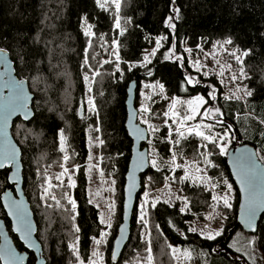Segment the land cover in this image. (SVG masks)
<instances>
[{
	"label": "trees",
	"instance_id": "trees-1",
	"mask_svg": "<svg viewBox=\"0 0 264 264\" xmlns=\"http://www.w3.org/2000/svg\"><path fill=\"white\" fill-rule=\"evenodd\" d=\"M119 15L125 29L123 35L115 28L112 4L102 9L97 0H0V48L9 52L17 77L28 82L34 95V117L29 122L16 119L12 134L22 151L24 190L47 264H78L71 247L77 238L80 259L89 262L93 238H99L105 230L99 209L90 202L85 166L89 158L88 135L97 134L98 127L104 142L101 167L105 176L116 184L114 224L102 247L105 264H149L146 259L149 246L151 264H177L171 248L191 252L190 264H252L249 241L253 238L252 250L264 257V215L255 235L237 227L240 194L226 156L200 137L180 138L171 121V139L180 141L173 148L165 139L169 136L165 121L169 123L163 113L175 97L203 96L208 101L206 108H219L223 113L217 117L223 124L214 123L220 126L219 132L230 133L232 147L250 144L257 149L259 159L264 157V0H175L174 3L173 0H122ZM168 17L173 18L174 29L168 27ZM89 25L94 33L92 37L85 35ZM228 39L232 41L231 48L249 52L243 67L250 78L243 83L252 95L245 101L224 99L225 90L219 80L193 71L185 52L187 47L196 51L199 46L209 51ZM157 40H161V46L152 60L140 65L145 55L156 47ZM115 41L121 60L117 68L113 61L103 63L110 57ZM94 70L100 72L93 84L98 115L87 113L86 108L88 87L84 77L92 79ZM187 77L198 83L188 84ZM132 80L138 83L137 106L144 85H155L158 89L151 95L150 121L160 129L152 138L159 168L150 167L143 176L138 203L147 190L160 189L168 182L187 207L183 212L182 202L173 205L159 202L150 206L141 220L137 204L129 243L119 262L113 263L111 252L122 222L123 190L132 149L125 127L127 89ZM161 84L164 95L158 92ZM213 89L215 101L209 96ZM61 130L70 157L66 166L75 173L76 186L70 188L66 180L62 185L56 184L59 187L54 185L50 191L60 201L57 205L43 190L48 174L56 175L63 168ZM205 144L207 147H203ZM170 149L181 162L188 161L203 169L219 185L216 189L220 195L228 190L225 181L234 189L232 207L217 206L216 219L222 222V234L214 240L191 231L192 224L206 222L214 208L213 192L203 183L185 180L184 170L173 171ZM205 156L216 167L208 166ZM78 165L79 169L74 170ZM9 174V169L0 171V217L11 229L1 199L7 190H14L9 184ZM69 197L76 202L74 211L68 203ZM76 227L79 232L75 231ZM11 235L19 250L26 251L12 232ZM35 262V255L29 252L28 264ZM255 264H258L256 260Z\"/></svg>",
	"mask_w": 264,
	"mask_h": 264
},
{
	"label": "snow or ice",
	"instance_id": "snow-or-ice-1",
	"mask_svg": "<svg viewBox=\"0 0 264 264\" xmlns=\"http://www.w3.org/2000/svg\"><path fill=\"white\" fill-rule=\"evenodd\" d=\"M175 0H173V3ZM97 3L99 4L100 8L106 9L109 3V0H97ZM111 4L114 5V11L116 13L115 18V28L120 30V35H123L125 29L121 26V19L119 17V12L121 10V0H111ZM174 11L177 13V17L179 18V9L176 8ZM172 17H168V27L174 29L175 25L171 23ZM130 22V21H129ZM85 35L92 36L94 33L91 31V26H87L85 30ZM163 39H166L163 38ZM117 48L119 47L118 42ZM227 44H231V39H228L225 41ZM157 46H160V41L157 40ZM189 53L192 51L191 49H187ZM227 51V49H225ZM114 55H116V59L119 60L118 52H114ZM155 51L150 53L149 55H146L144 57V62L148 63L150 62L149 56H154ZM231 55L234 57L236 62L241 65L239 74L231 73L230 79L231 81H237L241 79H247L250 78L247 76V73L245 72V69L243 67V57H246L249 55L248 51H244L242 55H236L235 52H232ZM171 58V55L169 56ZM177 59H182L181 57H177ZM110 61L105 60L103 63H109ZM87 63V61H86ZM219 63V61H217ZM0 64L5 65L6 71L4 73H0V169H4L6 167H11L12 165H16L17 169H19V165L17 164V157H18V149L15 145L12 144V142L9 140L8 135V126H9V120L12 116L16 115L17 113H22L25 120H29L32 116V112L28 107L29 103V95L25 91V83L24 80L16 79L12 75V67L9 65L7 60V53L4 49L0 48ZM102 66V65H101ZM196 69L199 71L201 68V65L199 62H196L195 65ZM118 67V66H117ZM227 68L230 70L231 65H228ZM119 70V69H118ZM208 73L205 72L204 75H207ZM94 75L99 76L100 72L98 70H94ZM220 76H224V66H221V71L219 72ZM7 77V79H2L3 77ZM85 80H89V77L86 75L84 77ZM187 83L188 84H194L198 83V81H195L192 77H187ZM144 87H149V85H145ZM151 87L155 88V85H152ZM160 92L163 93L164 86L161 84L159 85ZM4 90L8 91V95L5 96L3 94ZM89 91H91V88H89ZM186 91V89H185ZM241 89L239 87L236 88V90L233 92L231 96H225L224 99H233L240 100L241 96L237 95V92H240ZM243 92L246 96H251L252 91L248 90L247 87L243 89ZM210 98L215 101L217 99L216 97V90L213 89L212 92L209 93ZM146 100H151V96H146ZM208 101L204 99L203 96H197L192 100L188 101H182L179 98H173L172 103L169 107V110L164 112L163 115L167 117L168 119L173 121V124H176L177 127L175 129L176 134L180 138H185L187 135H194L197 137H200L203 141H206L208 143L213 144L215 147L219 148L220 154H227V143L230 142V133L225 132L223 135L219 133H214L213 129L215 127L214 124H196V125H189L188 122L194 120L197 116L203 115L205 118H210L217 123L223 124L222 120H217L218 116H222L223 113L219 108H216L213 110L212 108H207L205 111L201 114L199 109H201L205 104H207ZM89 104V111L95 112V106L93 100L90 98L88 101ZM186 104L188 107L187 114L181 115V112L177 110L178 105H184ZM144 113H150V109L148 107H143L141 109ZM98 115V113H97ZM264 122V121H262ZM142 123L149 125V130L153 133L160 131V129L152 126L149 124V121L147 119L142 120ZM166 126L169 128V136L165 137L168 143H170L173 148L179 145V140H172L171 134H172V125L167 124V120L165 121ZM99 131V128L96 129ZM207 130V132L205 131ZM134 133L138 134V139L144 138V130L139 128L138 126L134 129ZM19 134V133H17ZM60 142H61V151L65 152L63 156V160L66 162L70 159V157L66 153L65 149V142L66 138L64 137L63 130L59 133ZM27 136H25V139ZM103 140H99V144H103ZM203 147H207V144L203 145ZM170 151H173L170 149ZM210 155V154H209ZM256 154L254 153H248L247 151H242L239 156L234 157V164L237 168V175L240 179V183L242 188L244 189L245 193V204L243 209V215L242 219L244 220V223L248 226V228H251L254 230V222L256 220V216L259 212L264 211V192H258L257 191V185H256V160L253 158ZM89 159H92L91 156H89ZM143 160V157H141ZM260 159H264V157H260ZM152 167H157V160L153 159L150 161ZM205 163L208 166L216 167L215 164L212 163L210 159L205 156ZM171 164L175 168H181L182 165L176 163V157L175 152L173 151L172 155V161ZM143 167V165H140ZM63 167V165H62ZM91 170V169H90ZM69 169L67 167H64L63 171L59 173L55 177L56 180L61 181V185L63 184L62 177L67 175L69 173ZM197 172L203 171V169H200L198 166L196 167ZM100 176L103 177V172H100ZM16 179V177H14ZM71 179V177H69ZM132 183L129 184V190H128V196L129 200H131V193L132 189L135 187V177L134 175L129 178ZM151 179V178H148ZM185 180L190 179V176L188 174L184 177ZM201 181L204 180V177H199ZM52 178H47V184L48 187L44 189L45 196H49L51 200L56 201V204L59 205L60 201L57 200L56 196L50 192V189L53 187L51 183ZM208 180H211L209 177ZM115 183L114 181L112 182ZM226 187L228 189V192H225L222 196H214L213 199L217 200L218 202H222L223 206L225 208H231L232 204L230 202V192L232 189L231 184H227L225 181ZM61 185H56V187H59ZM70 188H74L76 186L75 181L71 180V183L68 185ZM219 185H214V187H218ZM111 190V189H110ZM96 195H99V192L96 193ZM147 196V194H145ZM7 199V196H6ZM187 198H185L186 200ZM68 203L71 205L72 210L74 211L76 208V202L72 198H68ZM145 203H147V200H145ZM51 207V205H48ZM154 206V205H153ZM99 207V205H97ZM144 205H141V208L143 209ZM109 210L113 208L112 204L108 205ZM9 211L11 214L14 215V218L18 222L17 231L21 233V238L25 241V243L30 248H36L37 251H39V246L35 243V241L32 240V226L31 222L27 219V213L26 210L23 208V202H17V201H11L9 204ZM145 213L142 212L141 220L144 219ZM209 219H212L213 217H208ZM72 219H75V216L72 217ZM100 223L101 224H107V226L110 228L111 223L107 220H105L103 214L100 216ZM76 232H79V228H75ZM192 231H196V229H192ZM121 232H124V229H121ZM203 235V233H201ZM222 234V230L215 231V232H209L206 234L205 238L208 240H214L217 236H220ZM108 233L104 232L102 233V237H107ZM96 245H100L102 243H105L106 241L102 239H95ZM123 239V235L121 237ZM249 244L255 245V239L249 241ZM150 245V241H149ZM73 253L76 255L77 260L79 261V264H84V261L80 259L79 256V250H78V238L76 243H73L71 245ZM117 247H119V242H117ZM171 248V246H169ZM239 251V249H237ZM151 247L149 246L147 249L148 256L146 257L149 264L153 261V257L151 255ZM94 257H97V260H92L90 264H98V261H100V264H102V254L99 251H94L92 253ZM171 255L176 258L177 260L180 259L182 256L184 259H191V252L185 250L184 252H180L177 248H171ZM0 258H3L5 260V264H22L23 257L17 256L15 252L11 249L10 246H6L3 249H0ZM252 264H255V258H252Z\"/></svg>",
	"mask_w": 264,
	"mask_h": 264
},
{
	"label": "rangeland",
	"instance_id": "rangeland-1",
	"mask_svg": "<svg viewBox=\"0 0 264 264\" xmlns=\"http://www.w3.org/2000/svg\"><path fill=\"white\" fill-rule=\"evenodd\" d=\"M122 3V0H121ZM111 4V0H109L108 6ZM107 6V7H108ZM120 13V12H119ZM120 17V15H119ZM121 19V18H120ZM122 26V23H121ZM86 30V29H85ZM120 32V31H119ZM93 36V35H92ZM90 36V37H92ZM160 41V46H161V40ZM117 42V41H115ZM160 46L158 47L156 45V47L151 50L150 52H148L146 55H149L150 53H152L153 51H157ZM187 49H191V48H186L185 52L187 55V59L188 62L192 68L193 71L197 72L198 74H202L204 75L205 72H207V75H204L206 77H216L219 82L221 83L222 87L225 90V96H231L233 94V92L236 90L237 87H239L241 89L240 92H237L236 94L241 96L242 101H245L247 96L244 94L243 89L245 88L244 86V79L241 80H237V81H231L230 79V75L231 73H236L237 75L239 74V70L241 65H239L236 60L234 59V57L231 55L232 52H235L236 55H242L241 52L237 51L234 48L230 47V44L227 43H217L216 45H214V47L207 51L204 50L202 46H199L197 50H200V52H197L192 50L190 53L188 51H186ZM225 49H227V51H225ZM114 52H118V48H117V43H113L112 45V53L110 55L109 58H107L106 60L108 61H113L115 62L114 67L117 68V66L121 63V60L119 58V60L116 59V55H114ZM114 55V56H113ZM145 55V56H146ZM153 58V56H149V60L151 61ZM245 57H243L244 60ZM217 61H219V63H217ZM196 62H199V64L201 65L200 70L198 71L196 69V67L194 66ZM149 63V62H148ZM148 63H145L144 61L142 63H140V65L144 66L147 65ZM224 66V76H220L219 72L221 71V66ZM228 65H231V69L229 70L227 68ZM99 70V69H98ZM121 70V69H119ZM94 78H96V75H94L93 73V78L87 80V87H88V94H87V98H86V108H87V113H93L92 111H89V104L88 101L91 98L94 102V98H93V84H94ZM145 86V85H144ZM89 88H91V91H89ZM156 90H158L157 88H153L151 86L149 87H144V91L141 92V103L138 107L139 110V122L142 123V120L147 119L149 121V124L152 125L151 121H150V113H144L141 111V109L143 107H148L150 110V100H146L145 97L146 96H151L153 92H155ZM160 92V89L159 91ZM161 93V92H160ZM164 95V92L161 93ZM197 96L194 97H175V98H179L182 101H188V100H192ZM205 99V98H204ZM172 100H170V104L169 107L172 103ZM206 100V99H205ZM232 100H236L235 98H233ZM94 106L96 111L94 113H97V107L95 105L94 102ZM206 108V104L199 109V111L201 112V114L205 111ZM169 110V108H168ZM167 110V111H168ZM177 110L181 112V115L187 114L188 112V107L186 104L184 105H178L177 106ZM151 112V111H150ZM168 119V118H167ZM172 120L168 119V123L170 124ZM214 124L215 127L213 129L214 133H219L221 135H223L224 133L219 132V128L220 126H218L217 124L214 123V120L210 119V118H205L203 117V115L197 116L194 120L189 121L188 124L189 125H196V124ZM143 125L147 126V128L149 129V125L148 124H144ZM176 125V124H175ZM177 127V125H176ZM99 128V127H98ZM207 132V130H205ZM150 133V140L149 143L147 144L149 146L150 149V159H156L157 160V167L155 168H159V159L155 154L154 148L152 146V138L154 133L151 132L149 130ZM187 135V134H186ZM99 140H101V134H100V130L97 131V134H92L90 132V134L88 135V147H89V156L92 157V159L87 160V163L85 164L86 166V172L89 178V188H88V194H89V198H90V202L92 204H94L96 207L97 205H99V207H97L100 211V216L101 214H103L105 220L109 221L111 223V227L109 228L107 226V224H103L105 226V230L104 232H107L108 235L107 237H102V234L99 238L97 239H104L105 241L107 240L108 236H110L111 234V229L113 227L114 224V215H115V211H116V204H115V194H116V184L112 183L114 180L111 178H108L105 176L103 169L101 167V162H102V153L101 151V146L102 144H99ZM233 142L231 140V135H230V142L227 143V149L228 151L232 148ZM227 151V153H228ZM226 156V154H224ZM176 157V163L182 165L181 168H175L170 161V166L171 168H173V171H176L177 169H182L185 171V175L188 174L190 176V179L188 180H192L193 182H200L203 183L204 185L208 186L209 190H211L213 192L214 196H222L217 192L216 187H214V183L211 180H208V178L210 177L207 173H204L203 171L201 172H197L196 171V166L187 163L186 162H181L179 160V158ZM262 162L264 163V159H261ZM67 162V161H66ZM66 162L63 161V168L62 171L64 169V167L66 166ZM152 167V166H151ZM70 171L67 175H65L64 177H62V181L66 180L68 182V185L71 183V180H74L75 177V173L69 168L67 167ZM154 168V167H153ZM79 169V165L76 166L74 168V170H78ZM91 169V170H90ZM61 171V172H62ZM103 172V177L100 176V172ZM60 172V173H61ZM59 175H53L52 173H49L48 177H51V183L52 185H56L58 183H61V181H58L55 179V177ZM203 176L204 180L201 181L199 179V177ZM69 177H71V179H69ZM211 178V177H210ZM115 182V181H114ZM48 187L47 181L44 185V189ZM52 189V188H51ZM50 189V190H51ZM73 189V188H72ZM111 189V190H110ZM51 192V191H50ZM99 192V195H96V193ZM228 192V190L226 191ZM43 194H44V190H43ZM145 194H147V196H145ZM45 195V194H44ZM230 202L231 204H233L234 202V189L232 187L231 192H230ZM145 200H147V203H145ZM176 201L182 202V211L185 212V209L187 207V204L185 202H183V197L180 195H177L171 188L170 186H168V182L165 183V185L157 190H147L144 194L143 197L141 198V200L138 203V208H139V219H141V215L142 212L145 213L144 217L147 215L148 213V208L150 206H153L155 204H158L159 202H165V203H169L171 205L175 204ZM112 204L113 208L111 210H109L108 205ZM222 202H218L217 200H215V204H214V208L212 209V211L209 213V215L207 216V220L206 222L199 224L197 221L194 222L191 226V231L192 229H196V231H192L197 233L198 235L205 237L207 233L209 232H215V231H220L221 230V226H222V222H219L216 218H217V206L221 205ZM141 205H144L143 209L141 208ZM213 217L212 219H209L208 217ZM203 233V235L201 234ZM238 237L240 238V236L238 235ZM240 240V239H238ZM104 243L100 244V245H96L95 241L93 242V246H92V253L94 251H99L102 254V264H105V254H104V250L102 249ZM251 251L253 252V257L255 258L256 262L258 264H264V257L260 254L257 253V251H253L252 247L250 245ZM179 249V248H177ZM180 250V249H179ZM180 252H183L180 250ZM91 253V258H93L94 256ZM177 260V259H176ZM91 259L89 262H84V264H90ZM79 264V263H78ZM100 264V263H98ZM177 264H190L189 259H184L182 256L180 257L179 260H177Z\"/></svg>",
	"mask_w": 264,
	"mask_h": 264
},
{
	"label": "water",
	"instance_id": "water-1",
	"mask_svg": "<svg viewBox=\"0 0 264 264\" xmlns=\"http://www.w3.org/2000/svg\"><path fill=\"white\" fill-rule=\"evenodd\" d=\"M6 53H7L8 63L12 67V75L16 79L26 81L25 79H20L17 77L15 64L10 58L9 52L6 51ZM5 71H6L5 65L0 64V73H4ZM2 79H7V77L5 76ZM25 91L28 93L30 97L28 107L32 112V116L29 120H25L22 113H17L16 115L11 117L8 126L9 140L18 149L17 164L19 165V169H17L16 165H12L10 168L6 167L4 169H0V171H3L5 169L10 170L9 184L14 187V190H7L2 195L1 198L7 217L11 222V229L8 228L5 220L0 217V249L5 248L6 246H10L17 256L23 257L22 264H28L29 252H32L35 255L36 257L35 264H47L46 258L44 256L43 247L37 238L38 227L36 224L34 213L32 211L31 204L24 190V167L22 163V151L12 134L13 124L16 119L20 118L24 122H29L34 117V110H33L34 95L29 90V85L27 81L25 83ZM137 92H138V83L136 80H132L127 89V100H126L127 119L125 124L128 136L132 141V149H131V157H130L128 170L125 176V185L123 190L124 203H123V212H122V222L120 223L117 229L116 237L114 239L112 252H111V261L113 263L119 262L121 255L125 250V247L129 243L132 232L133 215L135 208L138 204V197L142 190V182H143L142 178L151 167L150 149L149 146H147L150 140V133L147 126L139 122V110L137 107ZM3 94L7 96L8 91L4 90ZM81 113H82V109H81ZM137 126L144 130V138L142 139H138V134L134 133V129ZM242 151H247L248 153L256 154L253 158L256 160V185L258 192H264V163L262 162L261 159H259L257 149L250 144L233 146L226 154L228 167L230 169L232 178L240 194L237 227L241 228L247 234L255 235L258 232L259 223L261 217L264 215V211H261L257 214L256 220L254 222V230L248 228V226L244 223V220L242 219L243 209L245 204V193H244V189L241 186L240 179L237 175V168L234 164V157L239 156ZM141 157H143V160L141 159ZM141 164L143 165V167L140 166ZM133 175L135 177L134 180L135 187L132 189L131 200H129V196H128L129 184L132 183V181L129 178L132 177ZM14 177H16V179H14ZM11 201L23 202V208L26 210L27 219L31 222V226L33 229L32 240L35 241V243L39 246V251H37L36 248L28 247L25 241L21 238V233L16 230L18 226V222L14 218V215L11 214L9 211V204L11 203ZM121 229H124L123 233L121 232ZM11 232L13 233L14 236L18 238L19 242L23 244L26 251L19 250L13 236L11 235ZM122 235H123V239H121ZM117 242H119V247H117ZM0 261L1 264H5V260L3 258H0Z\"/></svg>",
	"mask_w": 264,
	"mask_h": 264
},
{
	"label": "built area",
	"instance_id": "built-area-1",
	"mask_svg": "<svg viewBox=\"0 0 264 264\" xmlns=\"http://www.w3.org/2000/svg\"><path fill=\"white\" fill-rule=\"evenodd\" d=\"M98 258L97 257H93V258H91V261L92 260H97ZM98 263H100V261H98Z\"/></svg>",
	"mask_w": 264,
	"mask_h": 264
}]
</instances>
